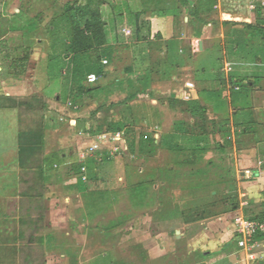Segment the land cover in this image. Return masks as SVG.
<instances>
[{"label": "crops", "instance_id": "obj_1", "mask_svg": "<svg viewBox=\"0 0 264 264\" xmlns=\"http://www.w3.org/2000/svg\"><path fill=\"white\" fill-rule=\"evenodd\" d=\"M110 1L112 20H104L106 30L111 32L112 25L131 29V45L139 42L135 49L141 58L155 59V64L128 69L125 80L131 86L120 93L128 98L138 88L135 99L141 95L156 104L161 101L162 115L185 102H201L210 121L218 122V129L222 126L221 131H209L211 144L221 146L231 135L221 124L224 109H234L228 127L232 136L239 133L243 146L233 147L235 160L226 170L237 171L236 181L216 177L205 183V191L160 194L142 206L146 210L139 217L122 214L107 226H92L113 207L117 194L101 189L97 179L83 191L68 188L78 180L71 181L79 160L73 143L95 137L86 133L89 127L77 132L88 116L58 102L55 110L69 123L73 137L64 139L65 127L58 133L47 129L39 151L24 157L26 169L20 164L22 107L32 114L33 101L43 100L49 108L55 81L57 88H69L62 78L50 76L49 58L55 52L50 43L65 5L75 0H0V59H18L10 65L0 60V264H7V257L23 246L38 244L44 251L75 250L76 255H60L62 264H264V235L249 252L239 247L233 223L241 216L264 220V0ZM102 7L107 13V5ZM259 10L262 16L257 18ZM136 27H141L140 41ZM107 36V44L118 51L120 34ZM195 42L198 53L193 52ZM30 47V61L23 68L19 59ZM115 69L106 68L98 84L112 82ZM242 109L256 114L237 112ZM160 125L154 129L160 134L157 143L162 135L175 133L174 125L167 130ZM222 157L218 164L212 161L213 169H225ZM245 169L260 172L255 180L245 181L240 175ZM142 223L155 233L141 230ZM25 235H30L27 240Z\"/></svg>", "mask_w": 264, "mask_h": 264}, {"label": "rangeland", "instance_id": "obj_2", "mask_svg": "<svg viewBox=\"0 0 264 264\" xmlns=\"http://www.w3.org/2000/svg\"><path fill=\"white\" fill-rule=\"evenodd\" d=\"M76 1L78 0H75V2ZM101 1L103 2V5L105 3L108 7L107 13L104 10L103 15L106 14V16L103 17V19L107 21L109 19L112 20V17L110 14L111 12H109L111 1L110 0H101ZM208 1L211 2V0H208ZM157 2L158 1H156L155 4ZM73 3L70 2L66 4L65 6L73 4ZM102 10H103V7H102ZM111 28H112L111 32L107 31V33H111V34L113 33L115 35L120 34L121 41H120V44L118 41V45H119V50L117 51L118 55L115 57L114 60L106 64V67L109 70L116 68L115 71L117 72L116 75H113V76L111 75L112 82H109L108 84L104 85V86H108L110 88L109 89L110 91H107V93L102 95L101 98L98 100L87 98L82 101L79 100L78 103L76 102L74 103L72 97L70 96V86L67 89L65 85H63V87L57 88L58 82L55 81V83L53 84L54 89L51 88L52 97L50 98L51 105H49L50 106L49 108L43 107V100H40V102L39 101L35 102L32 100L35 103L34 110L36 111V112H33L32 114L29 113L30 111L29 108L22 107L23 116H22V129L21 130H24L28 127H35L37 124L42 123V122L44 124L52 123L53 125H55V123H57L63 116L62 114L59 115V113H57L55 110L56 107H58L57 105L58 102H61L63 104L68 103L70 107H73L74 105V107H76V110H81V115H83V117L84 116L89 117L87 121H84L83 119V121H81L78 124L79 127H78L77 132L86 130V127H89L90 129L91 122L93 121L91 120V115L93 112L97 111L98 109H101V111L99 112L97 118L102 124V129L106 130L112 125L114 124L116 125V123H120V121L122 120V115L126 114L127 112L126 110L127 107H133V111H134L133 116L135 118V122L131 126V128H133L132 137H134L136 141L135 142L136 152L131 153V151L128 149L127 151H124L123 154L116 155V157L114 158V161L111 164H109L110 167L108 168V170L111 172L113 176L111 178V183L113 184L112 185L108 184L104 187L102 186L104 185L102 182L101 189L106 191L107 190L106 187L110 186V188L108 189L110 190L112 189V194H117V200L110 210L104 213L100 218L96 220V222L92 224V226L96 224L98 225L100 224L99 225L100 227L107 226L110 220H114V218L119 217L122 214H125V215L128 214V216L130 217L135 216V215L138 217L141 216L143 212L146 210L142 208V206L143 205L146 206V204L151 203V197L157 198V196H159L160 194L174 195L175 192H186L187 190H190V189L191 190L198 189L199 191L200 190L205 191L204 190L205 189L204 186H206L205 183H207L209 179H215L217 177L216 174L218 175V177L222 176L223 179H226L229 181L230 178L229 176H227L228 174L226 173L227 171L226 166L229 164L233 166V163L235 160V153H233L234 152L233 147H236V146L239 147L241 145L243 146V141L239 139L240 135L238 136L239 133L235 132V135H234L235 137L232 136V133H230L229 131L230 127L227 126L230 121V117L234 115L233 113L235 112L234 109L233 111L229 110L230 107H225L224 109L225 113L221 121V124L223 123L222 125H225L226 129L228 130L227 133L226 131L224 132L226 134L228 133L231 134L229 138H227L228 143H230L229 148L226 151L227 155L224 154L226 155V157L223 156V154L218 151L219 150L218 147H216L218 145L212 144L211 148H213V150H210V151H213V153H208L205 157L206 159L205 163L213 161L218 164L220 157L223 156L222 159H224L225 162L222 165H225V169H220V168L215 169L214 167V171L212 170L211 174L208 177H204L205 175H195L196 173L195 171L197 170L196 168L193 169L191 167H179L176 165L177 161L181 159L179 158V156L174 155L173 153H171L167 149H163L162 147L154 148L152 145H150L151 140L159 138L157 136L159 134L158 132L159 130L154 131L156 125L161 124L160 125L161 127L163 125L164 127H162V129H165V130H167L169 127H173V125L175 126L177 123H180V122L181 123L184 122L186 125H189L191 127H196L194 125L195 122H200V120L195 119L194 117L191 116L189 112L188 102H185L186 105L177 106L175 112L170 111L169 109H166L167 113H163V115L160 112V107L163 106L161 104L162 103L161 101L158 104H156V103H153L151 100H147L145 97L140 95V97H138L134 101L125 103L126 95L125 94L122 95L120 92H118V90L117 91L115 90L116 77H118L121 80H125L126 76L128 75L127 74L128 69L132 70L133 67L136 69H140L138 67L145 64L148 61H151L153 62V64H155V59L150 58L149 60H145L148 58L147 57L141 58V54H139L140 52L136 51L135 49V44L139 42H134L135 44L133 46L131 45L133 41H135L134 40L135 38L133 36V32L131 29H128L127 27L125 28L123 27L119 30V29H115L113 25L111 26ZM61 37L63 38L66 37L65 30L63 31V34L61 35ZM24 46L25 45L23 43L20 45L22 49H24L23 48ZM132 49L134 50V53H135L134 55L135 58L133 59H132V53H131ZM193 50H195L194 47H193ZM199 50H200V47L198 48L196 52L195 51L193 52L198 53ZM12 59L9 58L8 60L5 58H1L0 60L9 65L14 63L15 60L18 61V59H13V60ZM24 76L25 75H22V77ZM62 80L66 81L65 76L62 78ZM62 80L60 81L63 82ZM66 84H68L67 81H66ZM99 85H101V83H99ZM58 98H61V100L58 101ZM111 102L116 103L118 107L110 110L109 105ZM168 105L169 104L167 103L165 107H168ZM250 110H252L253 112L244 110V109H242V111H237V112H241V113L243 112L244 114L246 113V114H251V115L256 114L253 109H250ZM178 119H181V120H178ZM207 119L209 122L210 119L208 118V116H207ZM61 123L62 124L60 125L59 128L58 127L55 128L52 125L51 127L52 129L50 130L58 133L59 130L65 127L66 131L63 130V132L65 133L63 134L64 139L65 138L68 140L71 139V137H73V133L71 132L69 128L70 126L68 125L69 123L67 124L65 120L62 121ZM85 123L88 125L86 126ZM215 123H216L215 125H211L210 127H208L210 128V131L218 129L217 126H219L220 124L218 122H215ZM221 128L222 126L219 127L218 131H221ZM88 131L89 130H87L86 133H88ZM104 133H107V132H104ZM127 136H128L127 146L129 147L130 146V143H129L130 136L129 134ZM142 138H144V141H149L146 145L145 151L143 150L140 151V146H138V144L140 145ZM93 139H95V137H92V139L90 140H93ZM77 141L78 142L73 143L74 146L72 145V147L76 151V155H78L79 157V160L76 163V165H81L84 160L82 156L84 155V152L87 151L86 148L89 146L90 142H87L86 140H83V139H79ZM109 146H112V145H109ZM202 165L203 167H205L203 163ZM232 166H230V168ZM231 170H232L231 175L233 176L232 179L234 178L235 180L234 179L233 180L236 181L237 171L233 168ZM252 171H253L254 177H252V179L250 180H247V179H243V180L245 181L255 180L257 177L256 174L257 172L259 173L260 170L256 169V171L254 170ZM87 172H88V169H87ZM240 172H241L240 175H243L244 170H240ZM92 173L95 175L96 179L102 178L101 172L97 173V171L93 170ZM63 175L66 178H68L66 172L65 174L63 173ZM70 175H71V171H70L69 176ZM75 178L76 177H73L71 175V181H74ZM138 187H145L147 189V192H145V196L147 197L143 195L139 196L140 194L139 195L136 194ZM206 192L210 193V191L208 190ZM147 193L149 196L147 195ZM231 203L236 204L234 198L232 199ZM76 206H77V203L75 201V207ZM246 216H249V215H246ZM142 225L143 227L144 226L146 227V223H142ZM145 227L140 228V229L143 231H149L150 233L151 232L155 233L154 228H152V230L151 228L148 230V228L147 227L145 228ZM29 236L30 235H25L24 240H27L26 237H29ZM171 236L174 237L175 236L174 233L171 232ZM40 247H41L40 244L32 245V246H28V245L23 246L22 249L16 252L14 256L11 255L7 257V264H48V262H50L51 264H62L61 262L62 259L60 255H62L63 253L66 254L69 252L68 254L71 256L76 255V251L71 250V249L64 250V249L58 248L52 251H44Z\"/></svg>", "mask_w": 264, "mask_h": 264}, {"label": "trees", "instance_id": "obj_3", "mask_svg": "<svg viewBox=\"0 0 264 264\" xmlns=\"http://www.w3.org/2000/svg\"><path fill=\"white\" fill-rule=\"evenodd\" d=\"M184 3V1H182ZM188 4V2H186ZM103 2L101 0H78L73 4L67 5L65 7V13L60 18V22L55 26V40L51 43V48L55 50L54 54H51L49 58L50 76L54 80H60L65 76V80L70 86V96L73 102L78 103L85 99H95L98 100L102 95L110 91L108 86H102L98 83L95 85H90L88 83V76L90 74L97 75L98 79H101L105 75L106 65L103 64L104 60L108 63L115 59L117 56V51L114 47L107 44V30L106 23L103 19L102 7ZM259 12V14H257ZM256 16L261 17V10L256 12ZM227 19H230L227 17ZM62 24V25H60ZM248 28H253L252 25H246ZM264 28V21L262 22ZM141 27H136V35L139 41L143 39L140 36ZM262 28L263 32L264 29ZM65 30L66 37H61L60 32ZM60 32V33H59ZM32 47H30L31 49ZM30 49H26V54L19 59L22 67L24 68L26 64L30 61ZM22 68V69H23ZM65 81V82H66ZM115 90L118 92H125L127 88H130V81L120 80L115 82ZM135 84H133V87ZM240 88H245L247 85H239ZM114 89V88H113ZM135 93H132L128 98H126L125 103L134 100L139 95V89L134 88ZM74 107V105H73ZM110 110L117 108L116 103L111 102ZM189 112L192 117L200 120V122H195L196 127H191L186 125L184 122L177 123L175 125V133L162 135L159 142L156 139L151 140L150 145L154 148L162 147L167 149L171 153L181 158L177 161L176 165L179 167H191L197 169L195 175H205L208 177L213 169V162L205 163L206 155L212 150L211 142L209 138V131L211 125H215V122H208L207 119V108L201 104L199 101L188 102ZM102 108V107H101ZM126 114L122 115V120L116 125H112L106 130L102 129V124L97 118L101 109L93 112L91 115L90 129L88 133L91 136H96L104 132L116 133L125 131L126 135L129 134V150L131 153L136 152V141L132 137L133 128L131 126L135 122L133 116V107H127ZM56 122V121H54ZM59 120L55 125L52 123L44 124L39 123L35 127H28L24 129L21 133V158L20 164L23 169H26V162L24 157L27 158L33 153L39 151V146L43 144L45 131L47 129H52V125L55 128H59L61 125ZM227 124V123H226ZM225 126V125H224ZM228 126V125H227ZM226 129V126L224 127ZM226 131H228L226 129ZM128 137V136H127ZM149 141H144L142 138L140 145V151L146 150V145ZM224 146L218 145V151L221 153H227L230 143L226 141ZM114 159L109 158L108 155L101 157L100 159L91 158L87 162H83L81 165H77L73 168L72 176H75L78 180L74 185H70L68 188L78 191H83L89 188V183L92 180H96L95 175L92 171L101 172L102 178L97 179L96 182H103L106 186L111 183V178L113 177L111 172L108 170ZM202 163L205 167H203ZM86 165L87 181L82 179V166ZM212 166V167H211ZM231 170H227L226 173L232 179ZM217 173V172H216ZM218 177V175L216 174ZM222 177V176H221ZM218 177V178H221ZM107 189L110 186L106 187ZM145 187H138L136 194L139 196L144 195ZM142 193V194H141ZM205 211V210H204Z\"/></svg>", "mask_w": 264, "mask_h": 264}, {"label": "built area", "instance_id": "obj_4", "mask_svg": "<svg viewBox=\"0 0 264 264\" xmlns=\"http://www.w3.org/2000/svg\"><path fill=\"white\" fill-rule=\"evenodd\" d=\"M195 52L199 48V43L194 44ZM103 64H108L107 60L103 61ZM98 77L95 74L88 76V83L95 85L98 83ZM239 89V88H237ZM64 121V118L61 119ZM108 144V145H107ZM112 145V146H109ZM82 158L83 161H87L91 158L100 159L101 157L108 155L109 158L114 159L116 155L123 154L129 147L127 146V135L125 131L116 133H102L95 136V139L90 140L89 146L86 148ZM82 179L87 181V166H82ZM251 169H245L243 172L244 179L250 180L253 176ZM235 233L240 237L238 241L239 247L252 252L257 246V237L264 235V220H255L246 218L245 216L238 217L234 220Z\"/></svg>", "mask_w": 264, "mask_h": 264}]
</instances>
